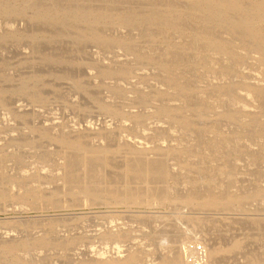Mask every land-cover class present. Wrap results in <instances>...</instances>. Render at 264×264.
Listing matches in <instances>:
<instances>
[{
    "label": "rangeland",
    "instance_id": "obj_1",
    "mask_svg": "<svg viewBox=\"0 0 264 264\" xmlns=\"http://www.w3.org/2000/svg\"><path fill=\"white\" fill-rule=\"evenodd\" d=\"M188 2L77 0L79 8L104 6L108 17L92 26L106 41L81 31L88 26L81 20L35 19L31 7L0 11V90L7 91L0 96V264H83L97 256L124 264L129 255L132 264H160L168 249L176 252L183 244L187 251L194 242L198 253L211 252V264L264 258V94L255 90L264 84V51L252 46L249 31L237 30L238 36L229 29L244 9L223 14L229 25L215 22L213 32L206 16L191 18ZM170 4L178 24L168 31L145 18L152 10L163 15ZM122 8L149 10L140 12L139 23L122 21ZM259 17L254 26L261 30L254 28L263 32ZM199 31L218 41H201ZM119 36L134 47L111 42ZM121 66L124 73H107ZM175 74L180 82L174 83ZM172 105L180 111L161 110ZM231 108L236 118L220 117ZM62 137L91 148L105 145L107 159L95 158L87 171L82 151L64 146ZM152 163L163 170L147 176ZM126 164L144 171L128 173ZM200 188L220 192V205H187L184 195ZM230 190L245 195V202L226 207ZM257 190L258 197H251ZM23 194L34 197L25 203L13 198ZM10 233H20L26 243L5 252Z\"/></svg>",
    "mask_w": 264,
    "mask_h": 264
},
{
    "label": "bare ground",
    "instance_id": "obj_2",
    "mask_svg": "<svg viewBox=\"0 0 264 264\" xmlns=\"http://www.w3.org/2000/svg\"><path fill=\"white\" fill-rule=\"evenodd\" d=\"M42 1V0H41ZM40 0L38 1V0H0V11L1 12H4V13H14L15 12V9L17 8V7H19V9H20V11H21V13H24L25 12V10H26V8H29V7H31L32 9H34L35 10V13L33 12V16H34V18L35 19H38V18H40V19H42V18H48V19H53V20H55L56 18H59V17H66V18H69V19H71L72 21H78V20H81L82 22H84L85 24H87L88 26L87 27H85V28H82V29H80L81 31H83V32H90L94 37H96L97 39H102V40H104V41H106L107 40V37H105L102 33H100L99 31H97V30H95L94 29V27L95 26H92V25H94L95 23H97V22H100L99 20H101L102 21V19H105L106 17H108V12L107 11H105L103 8H104V6H103V8H101V6L100 7H98V4L96 5L95 3H94V5L92 4V6H97L96 8H94V7H92V9H89V8H84V7H81V8H79L78 6H75V4H76V2H77V0H76V2H71V3H69V4H67V5H65V3L64 4H60V2H58V3H56V2H51V3H48V0H47V2H41ZM61 1V0H60ZM94 0H92V2H93ZM98 1V0H97ZM104 1V0H103ZM106 1V0H105ZM109 1H111V0H109ZM115 1V0H114ZM116 1H118V0H116ZM124 1V0H123ZM130 1V0H129ZM147 0H145V2H146ZM152 1H154V0H152ZM169 1V0H168ZM171 1V0H170ZM184 1H189L188 3L191 5V7L190 6H188V8H185V9H188V10H190V13L193 15H191V18H193L194 16L197 18H199V16H203V18L205 17L206 18V20L204 21V22H206L205 24L206 25H212L213 23H215L216 22V26H219L220 24L223 26L225 23H226V19L228 18V16H229V14H230V12H232V13H236V11H243L242 9H244L245 10V13H248L249 12V14L250 15H247V16H245L244 14V11H243V15L240 13V15H239V13H238V15H239V17H238V15H237V13H236V15H237V19L238 20H236V18L233 20V21H231L230 22V25H229V23H228V21H230V19L227 21V25H229V26H226V27H229V29L231 28V30H232V33L233 32H237V30H239V31H241V30H244V31H249V34H247V32H246V34H245V32L243 31L242 33L244 34H242V36H241V38H242V40H244V37H245V35L246 36H248V35H251V36H253L252 37V39L254 40V41H256L254 44L253 43H251L252 44V46L254 45V47L255 48H261L263 51H264V31L263 32H261V31H258L259 30V26L258 25H256L259 21L256 19V18H254V17H256L257 16V18H258V16L260 15V17L262 16V17H264V0H228V1H223V0H181V1H179V0H177V2H180V4H181V2H182V4H183V2ZM120 2V1H119ZM122 2V1H121ZM128 1H126V3H127ZM150 2V1H149ZM115 3V2H114ZM125 3V2H124ZM148 3V2H147ZM188 3H186V4H188ZM144 4V3H143ZM150 4V3H149ZM148 4V5H149ZM153 4V3H152ZM152 4H150V6L152 5ZM160 4V3H159ZM158 4V5H159ZM175 4H177L176 2H175ZM179 4V3H178ZM179 4V5H180ZM181 4V5H182ZM185 4V3H184ZM246 4V8L243 6V5H245ZM16 5V6H15ZM101 5V4H100ZM144 5H146V6H148L147 4H144ZM144 5H143V7H144ZM110 6V5H109ZM128 6V5H127ZM155 6V8H156V6L157 5H154ZM170 6H173L172 4H170ZM177 6V5H176ZM175 6V7H176ZM185 7H187V5L185 6ZM30 8V9H31ZM94 8V9H93ZM110 8H112V7H110ZM120 8V7H119ZM126 8V7H125ZM129 8V7H128ZM146 8V7H145ZM145 8H142V9H140L141 11H146V10H149V9H145ZM151 8L154 10L155 8H153V6H151ZM173 8H174V6L172 7V9H171V7L169 8V6H167V8L165 9V13L163 14V15H160V14H157V12H154L153 10L151 11V9H150V11L151 12H148V14L150 13V16L149 17H145V18H148L147 20H150L151 22H156V23H158V24H156L157 26H159V27H161V25H162V27H164V29H165V31H168L167 29H169V27H175L176 25H174V24H176L177 22H175L176 20L175 19H177L176 17L174 18V22L171 20V19H173V17H174V14H176V12H174L173 11ZM179 8L180 7H178V11L177 12H181V11H179ZM183 9H184V6L182 7ZM36 9H37V12H36ZM123 9V8H122ZM121 9V10H122ZM184 9V10H185ZM118 10V9H117ZM132 9H130V10H125V9H123L122 11H121V13L118 15L121 19H122V21H125L126 19H130V20H134L135 19V21L136 22H139L138 20V17L140 16L139 14H140V12L141 11H137V12H135V10L133 11H131ZM153 12V13H152ZM30 13V12H29ZM182 14H183V12H181ZM187 13V12H186ZM190 13H188L189 14V16H190ZM226 13H228V16H227V18L226 19H224L225 17L223 16V14H226ZM142 15L141 16H143V12L141 13ZM256 15V16H254L253 17V15ZM116 15V14H115ZM235 15V16H236ZM176 16V15H175ZM184 16H186V15H184ZM188 16V15H187ZM186 16V17H187ZM231 16V15H230ZM234 16V15H233ZM233 16H231V18H233ZM242 16H245L244 18H242ZM242 19H241V18ZM260 17H259V19H260ZM262 17H261V19H262ZM189 18V17H188ZM196 18H195V20H196ZM201 18V17H200ZM200 18L199 19H197V20H200ZM230 18V17H229ZM142 19V21H144V19L143 18H141ZM257 20V23L255 24V26L256 27H258L257 29L258 30H256L254 27V23H255V21ZM190 20V19H189ZM226 20V21H225ZM6 21V20H5ZM145 21H146V19H145ZM144 21V22H145ZM149 21V22H150ZM186 21V20H185ZM194 21V20H193ZM141 22V21H140ZM139 22V23H140ZM148 22V21H147ZM147 22H145V23H147ZM200 22H202V21H200ZM199 22V23H200ZM221 22H224V24L223 23H221ZM42 23V22H41ZM126 23V22H125ZM143 23V22H142ZM153 23V24H154ZM159 23H161V25L159 24ZM184 23V22H183ZM182 23V24H183ZM220 23V24H219ZM34 24V23H33ZM114 24V23H113ZM150 24V23H149ZM152 24V23H151ZM178 24V23H177ZM189 24V23H188ZM218 24V25H217ZM42 25V24H41ZM135 25H136V23H135ZM155 25V24H154ZM199 25V27H202V28H204V24H201L202 26H200V24H198ZM214 25V27H216ZM146 26V25H145ZM156 26V27H157ZM180 26V25H179ZM221 26V27H222ZM137 27V26H136ZM195 27V26H194ZM198 26H197V29L199 28ZM205 27H207V26H205ZM209 27V26H208ZM210 27H213V25L212 26H210ZM214 27L212 28L213 29V32H214ZM57 28V27H56ZM55 28V29H56ZM191 28V27H190ZM224 28H225V25H224ZM264 28V27H263ZM10 29V28H9ZM14 29V28H13ZM12 29V30H13ZM20 29V28H19ZM60 29V28H59ZM145 29V28H144ZM194 29V28H193ZM201 29V28H200ZM200 29H198V30H200ZM204 29H206V28H204ZM208 29H210V28H208ZM208 29H206V30H208ZM221 29V28H220ZM229 29H227V30H229ZM119 30H121V28L119 29ZM197 30V31H198ZM203 30V29H202ZM206 30H203V32L204 31H206ZM218 30V29H217ZM260 30H261V28H260ZM264 30V29H263ZM102 31V30H101ZM127 31V30H126ZM209 31V30H208ZM212 31V30H211ZM2 32V31H1ZM134 32V31H133ZM202 33V35H203V32L202 31H199L198 32V37L200 38V40L201 41H210V44H211V41H212V45H215L214 43H216V41H218V40H215L214 41V38H212L213 36H215L214 34H213V36L208 32V35H209V37H208V35H206L205 36V38H203V36L201 35V34H199V33ZM222 32V31H221ZM229 32V31H228ZM119 33V32H118ZM231 33V34H232ZM120 34V33H119ZM177 34V33H176ZM204 34H206V32H204ZM238 36H239V34H240V32H239V34H238V32L236 33ZM58 35V34H57ZM233 35H235V33L233 34ZM81 36L82 37H88L89 35L88 34H86V33H82L81 34ZM121 36V35H120ZM113 37L112 39H111V42H112V40L114 41V42H117V43H124V44H126L127 46H130L129 48H132V47H134L132 44H129V43H127V42H125V40L123 39V38H121V37ZM124 36V35H123ZM251 36H249V38L248 39H250V37ZM124 37H126V36H124ZM212 38V39H211ZM181 39V38H180ZM216 39H219L217 36H216ZM223 39V38H222ZM221 39V40H222ZM178 39H176V41H177ZM241 40V41H242ZM245 42L248 44V40H247V38H245ZM251 40V39H250ZM253 40H251L252 42H253ZM109 41H110V39H109ZM179 41V40H178ZM199 41V40H198ZM223 41V40H222ZM221 41V42H222ZM220 42V41H219ZM219 42L217 43L218 45H219ZM225 43V42H224ZM223 43V44H224ZM208 43H206V45H207ZM216 44V45H217ZM227 46L229 45V44H227V43H225ZM225 44L223 45V46H225ZM250 44V43H249ZM111 45V44H110ZM137 45V44H136ZM255 45H259V46H255ZM166 45H164V47H165ZM221 46H222V43H221ZM226 46V47H227ZM212 47V46H211ZM226 47H224L223 49H225ZM229 47V46H228ZM227 47V48H228ZM216 49L217 48H219L218 46L217 47H215ZM214 47H213V49H215ZM226 48V49H227ZM258 48V49H259ZM137 49V48H136ZM222 49V47H220V50ZM229 49H231L230 47H229ZM135 50V49H134ZM218 51H219V49H217ZM257 50V49H256ZM225 51V50H224ZM227 51V50H226ZM230 52H231V50H229ZM229 51H227V52H229ZM236 51V50H235ZM234 51V52H235ZM259 52H260V49L258 50ZM257 51V52H258ZM220 52V51H219ZM233 51H232V54L231 55H233V53H234ZM256 52V51H255ZM142 53V52H141ZM178 53V52H177ZM235 53H237V52H235ZM264 53V52H263ZM263 53L262 54H260L261 56H263ZM229 53H227V55H228ZM256 55H258L257 53H255ZM175 55H176V53H175ZM230 55V54H229ZM234 55H236V54H234ZM239 56H240V54H239ZM238 56V57H239ZM242 57H243V55H241ZM192 57V56H191ZM190 57V58H191ZM226 57V56H225ZM233 56H231V58H232ZM236 57H237V55H236ZM260 57V56H259ZM193 58V57H192ZM230 58V57H229ZM239 58H241V57H239ZM179 59H180V57H179ZM197 59V58H196ZM261 59H263L264 60V58H261ZM260 59V60H261ZM175 60V59H174ZM174 60H173V62H174ZM259 60V61H260ZM263 60H261V63H263L262 61ZM192 61V60H191ZM205 61V60H204ZM207 61V60H206ZM258 61V62H259ZM165 62V61H164ZM164 62H163V65L161 66L162 68H163V66L165 67V65H164ZM208 62V61H207ZM211 62V61H210ZM261 63L259 62V64L261 65ZM162 64V63H161ZM166 64V63H165ZM234 65V64H233ZM262 65H264V63L262 64ZM207 66H208V64H207ZM167 67L168 66H166L165 68L167 69ZM230 67V66H229ZM264 67V66H263ZM262 67V68H263ZM232 68V67H231ZM124 66H121V67H119V68H117V69H113V70H108L107 71V73H110V74H112V73H124ZM164 69V68H163ZM112 71V72H111ZM164 71H166V70H164ZM168 73H170L169 71H168ZM169 76V75H168ZM172 76H173V74H172ZM174 77L175 78H172L173 80L174 79H176V80H174L175 82L174 83H176V81H179L181 78H179L178 77V80H177V76H176V74L174 75ZM171 78L170 79H168V80H171ZM182 80V79H181ZM196 81V80H195ZM173 82V81H172ZM180 82V81H179ZM182 82V81H181ZM169 83H170V81H169ZM184 83V82H183ZM171 84V83H170ZM180 84H182V83H179L178 85H180ZM184 85H186V84H184ZM172 86H174L173 84H172ZM177 86V85H176ZM181 86H183V84L181 85ZM180 86V87H181ZM204 86V85H203ZM248 87H251L252 85H247ZM179 87V88H180ZM186 87H188L187 85H186ZM185 87V88H186ZM177 88V90H179V88H178V86L176 87ZM184 88V87H183ZM187 89H190V88H187ZM254 89V88H253ZM183 90V89H182ZM255 90H256V93L259 95H263L264 94V84L263 85H261V86H259V87H255ZM5 90L3 89V91L2 90H0V96L2 97V94L3 93H7V91H5ZM167 91V90H166ZM168 91H169V89H168ZM180 91V90H179ZM178 91V92H179ZM184 91H185V89H184ZM187 91H189V90H187ZM187 91H185V92H187ZM183 91H181V93H182ZM162 93H164L165 94V91H163ZM184 93V92H183ZM163 94V95H164ZM202 102H204V101H202ZM233 108H231V109H227L225 112H222V114L220 115V117H222L223 116V118H224V116H225V118L227 119H234V118H236L237 117V111H235V110H232ZM161 110H163L164 112L166 111V112H168L170 115L172 114L173 115V113L174 112H176V113H178L179 111H180V109H178V108H176V107H173V105L172 106H168V107H165V106H162V108H161ZM162 111V112H163ZM161 112V113H162ZM262 116V115H261ZM260 117H259V115H257V116H255V118L254 119H259ZM261 119H263V118H261ZM186 121H188V120H185V122ZM264 121V119L263 120H259V122H263ZM185 122H183V123H185ZM186 124H190V123H186ZM264 124V123H263ZM255 125H257V124H255ZM254 125V126H255ZM190 126V125H189ZM64 146H66L67 148H74V149H78V150H80V151H82V157H83V164H84V167L86 168V167H90V165L94 162H92L91 163V161L92 160H94L95 158H98V157H103V159H107V154L109 153V149H108V147H106L105 145H99V146H97L96 148H91V147H89V146H87V145H84L79 139H74V140H70V139H67V138H65V137H62V138H60V140H59ZM170 150H173V149H170ZM170 150H169V152H170ZM174 151V150H173ZM72 153H73V151H71ZM172 152V151H171ZM181 152H183V151H180V153ZM111 153V152H110ZM179 153V154H180ZM185 153V152H184ZM175 154H176V152H175ZM177 154H178V152H177ZM181 154H183V153H181ZM73 155H75V153H73ZM184 155V154H183ZM79 156H80V153H79ZM79 156L77 157V158H79ZM138 157V156H137ZM134 158H136V157H134ZM134 158H133V160H134ZM65 159H68V158H65ZM137 159V158H136ZM141 159V158H140ZM132 160V159H131ZM81 161H82V159H81ZM80 161V162H81ZM136 161V160H135ZM135 161L133 162V163H135ZM138 161V160H137ZM79 162V161H78ZM73 163V162H72ZM142 163V162H141ZM150 164V163H149ZM153 164V163H152ZM95 165H97L96 164V162H95ZM98 165H100V164H98ZM127 165V164H126ZM143 165V164H142ZM154 165H156V164H153V165H151V166H149V167H147L146 169H145V171L144 170H141L139 167H137L135 164H128L127 165V167H126V170H127V172L128 173H140V172H142V171H144L145 173H146V175L147 176H150V175H156L157 174V172H161L163 169H162V167H160L159 165H157V166H154ZM166 165V164H165ZM72 164H70V167H69V169H68V171L69 172H72L73 171V168H72ZM103 166V165H102ZM93 167L95 168V166H94V163H93ZM165 167V166H164ZM64 168H65V170L67 171V160H66V164H64ZM88 168H86V170L88 169ZM91 168V167H90ZM97 168V167H96ZM101 168V167H100ZM99 168V169H100ZM103 170V169H102ZM87 171H89V170H87ZM96 171V170H95ZM102 172V171H101ZM99 173H100V171H99ZM94 174V173H93ZM98 174V173H97ZM96 174V175H97ZM101 175V174H100ZM92 176V175H91ZM90 176V177H91ZM95 176V175H94ZM131 176V175H130ZM98 178H99V176H97ZM90 179V178H89ZM155 179V178H154ZM5 182V181H4ZM105 183V182H104ZM106 185V184H105ZM96 187V186H95ZM85 188H86V186H85ZM86 191H87V189H85ZM90 190V189H89ZM88 190V192L90 193V191ZM95 190H96V188H95ZM108 190V189H107ZM200 190H202L201 188H200ZM206 190H208V189H206ZM1 191V190H0ZM113 192H114V190H112ZM111 191V192H112ZM258 192L255 194V192H253L254 194L251 196V197H258V193H260L261 191L260 190H257ZM27 192V191H26ZM87 192V193H88ZM231 192V193H230ZM30 193H31V191H30ZM115 193V192H114ZM222 193V192H221ZM229 195L227 196V198H226V202H225V206L227 207V206H229L230 204L232 205H234L235 203H242L243 201V199H244V196L243 195H241V194H237L236 192H235V190L234 191H232V190H230L229 192H227ZM21 194V193H20ZM2 195V191L0 192V196ZM13 195H15V194H13ZM17 195H18V193H17ZM14 196L13 198H15V199H18V200H20L21 201V203H25V201H29L32 197H34L33 196V194H32V196H29L30 194H28V196L27 195H24L23 194V196H25V197H21V196ZM34 195H36V194H34ZM93 195V194H92ZM94 195H95V193H94ZM117 195V194H116ZM113 196H114V194H113ZM118 196V195H117ZM151 197H152V195H150ZM185 196V197H184ZM183 197H184V201H185V203H188L187 205H196V206H200V207H203V208H206V207H210V208H214V207H218L219 205H220V202L223 200V198H222V194H220V192L219 193H215V192H211V191H205V190H202V191H200L199 193H197V194H189V193H187V194H185ZM247 196H250V194L249 195H247ZM110 197V196H109ZM118 197H120V196H118ZM117 197V198H118ZM112 198V197H111ZM115 198V197H114ZM148 198H149V195H148ZM152 198H154V195H153V197ZM167 198V197H166ZM119 199V198H118ZM155 199V198H154ZM168 199V198H167ZM182 199V198H181ZM117 200V199H116ZM134 201V200H133ZM151 201V200H150ZM18 202V201H17ZM245 202V201H244ZM243 202V203H244ZM242 205V204H241ZM224 206V205H223ZM194 220V219H193ZM192 220V221H193ZM191 221V220H190ZM176 223V222H175ZM193 223H195V225H197L198 227H200V226H202L201 225V222H199V221H195L194 220V222ZM25 224L26 223H22L21 225L23 226V227H26L25 226ZM26 225H28V223L26 224ZM180 225V224H179ZM30 226V225H29ZM29 226H27L26 227V229L29 227ZM181 226V225H180ZM179 226V227H180ZM22 227V228H23ZM177 229V228H176ZM48 230H46V232H47ZM178 233V232H177ZM177 233H175V234H177ZM18 234V233H17ZM17 234H11L10 233V236H9V241H7L6 240V242H4V245L2 246V250H4L5 252H13L14 250H16L17 248H19V247H21V246H23L25 243H26V241L20 236V233L17 235ZM179 234V233H178ZM180 235H182V234H180ZM180 235H179V237H180ZM175 236H177V235H175ZM22 239H21V238ZM179 237H177V238H179ZM189 237H191V236H188V238ZM181 239V238H180ZM184 240H187L186 238L184 239ZM175 243V242H174ZM197 244V243H196ZM195 244V242H194V244H192L193 246H192V248L191 247H189L188 249H187V251H186V249L185 250H181V248L180 247H182L183 246V244L180 246L179 244H178V249H180L179 251H176V252H174L173 250L175 249H168V250H171L170 252L168 251V252H165L164 254L162 253V255H161V257H160V260H161V263L160 264H211V262H210V260H209V258H210V251L208 252V250H205L204 252H197V250H198V248H199V246L198 245H196ZM184 245H187V244H184ZM175 246V245H174ZM180 246V247H179ZM170 247V246H169ZM188 247V246H187ZM186 248V247H185ZM167 249H165L166 251H167ZM177 249V250H178ZM106 259V257H102V256H97V258L94 260V261H92L91 262V260L87 263V259H86V263H83V264H118L117 262H115L114 263V261L112 260V261H109L110 259H112L113 257H109L110 259L108 260V261H106L105 259ZM108 258V257H107ZM115 259V258H114ZM117 260H118V258H116ZM240 259L241 258H239V263H240ZM244 259V258H243ZM85 260V259H84ZM132 261H133V256L132 255H129V256H127L126 258H125V263L124 264H132ZM237 261V260H236ZM82 262H84V261H82ZM79 263V262H78ZM237 264H238V262H236ZM236 263H234V264H236ZM82 264V263H81ZM121 264V263H120ZM240 264H264V258H263V255H259V256H255V257H252V258H245L244 260H242V262L240 263Z\"/></svg>",
    "mask_w": 264,
    "mask_h": 264
}]
</instances>
